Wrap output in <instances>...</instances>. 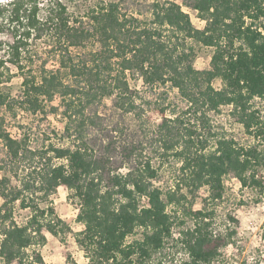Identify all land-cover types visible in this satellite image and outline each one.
Instances as JSON below:
<instances>
[{
	"label": "trees",
	"instance_id": "1",
	"mask_svg": "<svg viewBox=\"0 0 264 264\" xmlns=\"http://www.w3.org/2000/svg\"><path fill=\"white\" fill-rule=\"evenodd\" d=\"M128 1L0 3V264H44L28 250L68 231L50 201L60 188L77 201L83 229L75 242L87 264H147L174 226L186 257L178 264H212L235 229L215 232L213 210L203 205L182 209L189 226L176 222L167 211L185 199L176 193L206 188L203 202L213 204L224 179L264 191V0H152L140 8ZM74 2L82 12L70 10ZM183 7L204 25L194 26ZM192 43L213 50L208 69L193 66ZM130 81L168 86L184 104L159 103V122L149 132L140 123V140L106 125L98 109L111 99L118 116L141 118ZM222 107L250 142L213 128L210 114ZM51 116H60V134L46 126ZM25 117L37 124L20 123ZM170 158L180 163V177L163 194L153 184V160ZM15 205L28 211L23 223Z\"/></svg>",
	"mask_w": 264,
	"mask_h": 264
},
{
	"label": "rangeland",
	"instance_id": "2",
	"mask_svg": "<svg viewBox=\"0 0 264 264\" xmlns=\"http://www.w3.org/2000/svg\"><path fill=\"white\" fill-rule=\"evenodd\" d=\"M84 2V0H78ZM152 0H129L125 5L133 4L135 8L146 5ZM177 3H181V0H174ZM76 2L71 3V11L78 12L80 9H75L73 6ZM139 5V6H136ZM144 7V6H143ZM133 14L136 12H145L147 9H123ZM183 10L188 13L194 26L201 28L204 23L198 19L195 11L183 7ZM82 12V10H80ZM2 40H6V36H1ZM193 57L192 63L195 69L204 70L208 69L210 58L212 55V49L193 44ZM14 71V70H13ZM131 82V86L135 88V102L139 106L141 111V118L137 119L134 115L128 114L125 117L118 116L119 112H116L112 106V100L106 99L98 106L101 115H103V122L112 129L119 125L122 132L129 138L140 140V130L138 127L140 123L143 128L151 131L155 128L159 122V115L157 109L161 103L163 106L170 104L171 107L175 106L176 109L184 106L180 100L176 90H171L168 86L148 87L143 85L140 81ZM11 92L13 95L19 94L20 79L14 78L12 80ZM215 87H220L219 81L214 82ZM56 103V102H55ZM166 107V106H165ZM96 107H93V109ZM229 107H222L219 113H211V124L213 128L220 134L227 136H234L242 143L250 139L246 138L242 134V129L238 125L234 118L229 115ZM166 114H169L167 111ZM22 124L29 126L37 124V120L32 122L20 118ZM50 125H49V124ZM46 124L49 128L56 129L58 134L62 130V122L60 116L49 117V122ZM14 125V124H13ZM42 126V125H40ZM43 125L42 127H44ZM12 135H18L16 128H9ZM134 129H137L134 132ZM59 142L58 140H54ZM147 142V140H145ZM149 146L148 144L146 147ZM145 147V148H146ZM264 148V142L262 144ZM148 150V149H147ZM115 166L119 164V154H114ZM153 165L158 168V176L153 184L159 187L163 194L168 191H172L176 187V183L179 181V165L180 163L174 161L172 158L165 164H160L158 161L153 160ZM125 171L124 168L121 169ZM3 176V172L0 170V177ZM224 192L220 201L210 204V202L204 204V199L208 195L206 188L189 194L185 188H182L180 193L184 194L185 199L181 200V206L175 208L174 205H168L167 211L177 218L176 222L184 221L185 225L189 226L190 222L188 218L183 216V208L188 207L193 210L200 209L202 205L204 207L213 210V224L212 229L215 232H221L226 227L235 229L236 234L232 237L231 244L220 251L219 257L212 264H264V191L262 193L250 190L249 188H241L239 182L235 179H224ZM163 199L165 196L163 195ZM50 201L54 208L55 214L64 222L68 227V231L64 235L54 237L47 234L46 242L43 246H34L28 250V254L32 255V251H36L40 254L44 264H66L67 261L73 260L77 264H87V259L84 258L81 248L75 242V234L83 229L81 223L76 221L78 213L77 201L73 199L71 192L59 189ZM1 203V200H0ZM208 204V205H207ZM28 214L27 210H20L15 205L14 215L18 223H23L25 216ZM230 217L238 221L237 224H233L230 221ZM173 236L170 238L164 248L151 256L147 264H178L179 261L186 258L182 252L181 246L176 242L178 239L179 228L173 227ZM139 238V232L135 236ZM130 239H128L129 241ZM16 264V263H15Z\"/></svg>",
	"mask_w": 264,
	"mask_h": 264
},
{
	"label": "snow or ice",
	"instance_id": "3",
	"mask_svg": "<svg viewBox=\"0 0 264 264\" xmlns=\"http://www.w3.org/2000/svg\"><path fill=\"white\" fill-rule=\"evenodd\" d=\"M5 2V0H0V3H4Z\"/></svg>",
	"mask_w": 264,
	"mask_h": 264
}]
</instances>
